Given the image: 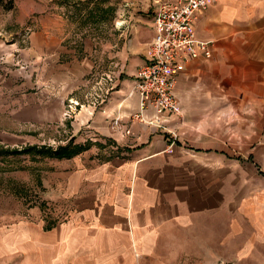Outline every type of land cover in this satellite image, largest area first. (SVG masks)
I'll return each instance as SVG.
<instances>
[{
    "label": "crops",
    "instance_id": "0c3cea01",
    "mask_svg": "<svg viewBox=\"0 0 264 264\" xmlns=\"http://www.w3.org/2000/svg\"><path fill=\"white\" fill-rule=\"evenodd\" d=\"M120 1L117 53L98 71L90 39L75 34L76 45L64 29L44 23L16 55L5 50L13 69L0 76L8 91L3 97L0 90V135L52 126L69 135L64 142L98 141L108 150L99 162L90 161L89 149L66 159H77V170L72 161L67 171V191L80 192L75 244L91 243L97 257L264 264V240L248 239L233 220L247 215L249 198L263 192L264 0H218L196 16L195 35L211 43V57L179 67L177 109L160 116L166 130L133 118L135 74L148 62L159 0ZM135 5L140 13L125 19V8ZM83 97L93 104L86 108ZM85 131L91 138H81Z\"/></svg>",
    "mask_w": 264,
    "mask_h": 264
},
{
    "label": "rangeland",
    "instance_id": "374dc122",
    "mask_svg": "<svg viewBox=\"0 0 264 264\" xmlns=\"http://www.w3.org/2000/svg\"><path fill=\"white\" fill-rule=\"evenodd\" d=\"M92 1L85 5L86 0H78L76 3L72 0H1L0 76L5 75L6 78L7 70L13 69L11 64L6 63L5 50L13 49L16 55L17 49L27 46L29 34L39 30L43 23L49 29H64L69 40L72 39L71 42L76 45L77 36L90 39L94 43L92 60L100 64L96 71L103 68L117 53L115 44L119 31L115 22L123 3L120 0ZM107 7H115L116 13L102 14ZM88 9H95L97 12L94 20L87 17ZM138 10L136 5L134 9L125 8V19L130 15H138ZM52 15L57 18L53 20ZM19 68L20 65L17 64L15 69ZM15 75L17 80L25 78L20 70L15 71ZM93 82L94 79L90 78L88 85ZM0 90L3 97L8 93L1 82ZM92 90L90 87L85 94ZM91 101L83 97L82 103L87 108L93 104ZM80 136L86 140L91 138V134L86 131ZM67 138L65 133H60L58 128L52 126L41 129L26 128L17 135H0V152L21 150L29 146L56 149L67 143L74 144L72 139L64 142ZM86 144L88 141L79 142L78 145ZM89 147L91 162L94 159L99 162L98 157L109 153L108 150H102L103 147L98 141L90 143ZM229 155L237 154L230 152ZM72 161L0 154V264H133L132 258L126 253L123 256L103 259L95 256L96 252H89L91 243L75 244L78 235L73 232L76 228L73 229L71 225L72 222L79 221L81 215L80 207L74 202L79 199L80 192L75 194L67 191L70 162L75 165L74 171L77 170V159ZM259 169L263 192L249 198L247 215L233 218L239 221L237 225L243 228L241 230L250 240H264V162Z\"/></svg>",
    "mask_w": 264,
    "mask_h": 264
},
{
    "label": "built area",
    "instance_id": "2783aa9c",
    "mask_svg": "<svg viewBox=\"0 0 264 264\" xmlns=\"http://www.w3.org/2000/svg\"><path fill=\"white\" fill-rule=\"evenodd\" d=\"M217 1H157L151 18L153 33L148 62L138 67L135 74L134 93L138 101L135 120L165 130L160 116L177 109L174 82L179 67L198 58L209 60L211 57V43L196 37L193 21ZM150 112L151 116L147 114Z\"/></svg>",
    "mask_w": 264,
    "mask_h": 264
},
{
    "label": "trees",
    "instance_id": "16d2710c",
    "mask_svg": "<svg viewBox=\"0 0 264 264\" xmlns=\"http://www.w3.org/2000/svg\"><path fill=\"white\" fill-rule=\"evenodd\" d=\"M1 2V0H0ZM93 2L92 0H88L85 5H87L88 3ZM102 12V11H101ZM112 13V15L114 14V7H107L105 8V10H103V13ZM95 9H88L87 12V17L91 18V19H95L96 17L95 15ZM90 143L81 146V145H74L73 143H67L66 145H63L62 147H57L56 149H52L47 147H25L22 148L21 150H2L0 152V154H5V155H10L12 157L18 156V155H26L29 156L31 158L34 157H38L41 159H54V160H63V159H70L73 158L75 156H77L78 154L88 150L90 147Z\"/></svg>",
    "mask_w": 264,
    "mask_h": 264
}]
</instances>
